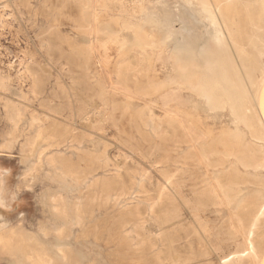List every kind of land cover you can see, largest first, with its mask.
<instances>
[{
	"label": "rangeland",
	"instance_id": "1",
	"mask_svg": "<svg viewBox=\"0 0 264 264\" xmlns=\"http://www.w3.org/2000/svg\"><path fill=\"white\" fill-rule=\"evenodd\" d=\"M217 1L214 23L203 0H0L5 228L52 264H264V25L239 24L264 0Z\"/></svg>",
	"mask_w": 264,
	"mask_h": 264
},
{
	"label": "bare ground",
	"instance_id": "2",
	"mask_svg": "<svg viewBox=\"0 0 264 264\" xmlns=\"http://www.w3.org/2000/svg\"><path fill=\"white\" fill-rule=\"evenodd\" d=\"M207 1V0H206ZM205 0H203V10H204V12H205V14L208 16V18H211V20L210 21H212V22H214L215 23V19L214 20H212V17H211V15H212V9H210V5L211 6H213L214 5V8H215V12L217 13V12H219V13H222L221 12V10L223 9V8H221V7H224V8H226L227 6H223V5H226V3L225 4H219L220 2H218L217 0H211V2L210 3H208V2H206ZM228 1V0H227ZM230 1V0H229ZM228 1V2H229ZM234 1V0H233ZM233 1H231V2H229L228 4H233L232 2ZM259 1V0H258ZM262 1V0H261ZM261 1H259V2H261ZM222 2H226V0H224V1H221V3ZM200 3V2H199ZM201 4V3H200ZM260 5V4H259ZM230 6V5H229ZM233 7L231 6V10H233L232 9ZM246 7H244L243 8V10H241L240 12H242V20L243 21H241L239 24H241V28L247 33V39H248V41L249 40H251V36H250V34H249V32H251L250 30L251 29H253V28H255V27H257L258 28V26H260V25H264V5H262V6H260L259 7V9L257 10V11H255V12H253V13H249V12H247V10L245 9ZM202 10V11H203ZM228 11V10H227ZM225 13V12H224ZM218 14V13H217ZM219 15V14H218ZM223 15V14H222ZM222 15H220V16H222ZM227 15V14H226ZM225 16V15H224ZM224 16H222V18L224 17ZM214 17V16H213ZM226 17V16H225ZM229 18V17H228ZM228 18H227V20H228ZM227 20H224V19H222L221 20V26H222V29L223 28H225L227 31H228V29H227V27H228V25L230 24V22H228L227 23ZM232 24V23H231ZM231 26V25H230ZM254 26V27H253ZM231 27H233V26H231ZM240 27V26H239ZM262 27V26H261ZM230 28V27H229ZM241 28H239L240 30H242ZM224 30V29H223ZM232 30V29H231ZM217 31V30H216ZM218 33H219V31H217ZM217 32H216V34H217ZM221 32V31H220ZM229 32H231V31H229ZM140 33V32H139ZM227 33V32H226ZM225 33V35H227ZM233 33V32H232ZM215 34V35H216ZM234 34H236V32L234 33ZM252 34V33H251ZM221 35H223L222 34V32H221ZM232 36V35H231ZM230 36V37H231ZM245 36V35H244ZM141 37V36H140ZM228 37H229V35H228ZM230 37H229V39H230ZM236 37H237V34H236ZM242 37V36H241ZM145 38V37H144ZM144 38H142V40L144 39ZM216 38V40H215V42H214V44L212 43L211 45H210V47H206V48H204V49H202V53H203V55H204V57H205V59L210 63L209 64V66H210V69L212 70V71H214V72H216V73H218V75L220 76V77H222V83H224L225 85L224 86H222V87H224L227 91H229V92H233V93H235V95L236 96H234V98H236L238 101H239V103H238V106H237V108L238 109H240V111H239V115L241 116H247V115H250L251 113H252V111H253V109H252V111H251V109H250V107H247V104H245V102H247V96H246V90H244L245 88L243 87V86H241V83H240V81H238V79H237V75L235 76V74L234 75H232L231 74V71H230V67H229V65H228V63H227V60H228V58H224L223 57V59L222 60H220L219 61V59H218V57L215 55L216 54V52L218 51V50H220V51H222V52H224V51H226L227 50V48H226V46H228V45H226V39L225 38H227V36L224 38L223 36L222 37H220V35H218V37L216 36L215 37ZM238 38H239V36H238ZM231 39H233V38H231ZM231 39L230 40H228V41H231ZM137 40H139V39H137ZM140 41V40H139ZM257 41V40H256ZM141 42V41H140ZM146 42V41H145ZM162 42V41H161ZM234 42H235V40H234ZM147 43V42H146ZM228 44H230V42L228 43ZM147 45V44H146ZM231 45V44H230ZM233 45V44H232ZM239 45V48H241V45H240V43L238 44ZM234 47L236 46V45H233ZM233 49V48H232ZM235 50H236V47H235ZM240 50V49H239ZM214 51H216V52H214ZM229 52V51H228ZM218 53V52H217ZM261 54V53H260ZM202 55V56H203ZM222 56H224L223 54H222ZM243 56V55H242ZM246 56V55H245ZM227 57H229V56H227ZM260 57L262 58V60H263V71H264V53H262L261 55H260ZM231 58V57H230ZM229 58V59H230ZM181 59V58H180ZM232 59V58H231ZM232 61H233V59H232ZM230 62V61H229ZM227 63V64H226ZM176 64V63H175ZM233 64V63H232ZM232 64L230 63V65L232 66ZM235 64V63H234ZM239 64V63H238ZM237 68V67H236ZM232 69H234L233 67H232ZM208 71V70H207ZM235 70H233V72H234ZM235 73V72H234ZM188 74H189V72H188ZM176 75V74H175ZM194 75H196V74H194ZM200 75V74H199ZM189 76V75H188ZM194 77V76H193ZM206 77V76H205ZM211 77V76H210ZM216 77V76H215ZM179 78H180V76H179ZM199 78V77H198ZM201 80V79H200ZM206 80V79H205ZM212 81V80H211ZM220 81H221V78H220ZM180 84H181V82H179ZM198 83V82H197ZM208 83V82H207ZM221 83V82H220ZM219 83V84H220ZM189 84H191V85H193V82L191 81ZM199 84V83H198ZM197 84V85H198ZM184 85V84H183ZM196 85V84H195ZM188 86V85H187ZM199 86H200V88L202 89V91L204 92V94L205 95H208V94H211V91H210V93H209V91H208V89H207V87L206 86H204V84H202V83H200L199 84ZM214 86V85H213ZM196 87V86H195ZM209 87V86H208ZM221 87V88H222ZM217 88V87H216ZM198 89V88H197ZM215 90V89H214ZM213 91V90H212ZM225 91V90H224ZM215 99V98H214ZM231 99V98H230ZM249 101V100H248ZM237 103V102H236ZM261 106L264 108V104L263 103H261ZM262 108V109H263ZM234 109V108H233ZM238 109H237V112H238ZM254 112V111H253ZM263 112V111H262ZM235 115V114H234ZM255 115V114H254ZM261 115H262V113H261ZM241 116V117H242ZM251 116H253V115H251ZM264 116V115H263ZM237 117H238V115H237ZM258 117V116H257ZM262 117V116H261ZM249 118V117H248ZM248 118H246L245 117V120L247 121L248 120ZM240 119V118H239ZM244 118H242V119H240V120H243ZM252 119V118H251ZM254 119V118H253ZM263 119V118H262ZM237 120V119H236ZM257 120V119H256ZM244 121V120H243ZM252 121V120H251ZM251 121H249V122H251ZM254 121V120H253ZM260 121V120H259ZM239 122H242V121H239ZM256 122V121H255ZM254 122V123H255ZM257 122H258V120H257ZM262 122H264L263 120H262ZM245 123V122H244ZM250 124V123H249ZM252 124V123H251ZM256 124V123H255ZM247 125V124H246ZM258 125H259V123H258ZM251 126V125H250ZM257 126V125H256ZM261 126V125H260ZM252 129V131H253V128H251ZM255 129V128H254ZM257 129V128H256ZM255 129V130H256ZM249 130V129H248ZM254 130V131H255ZM260 130V129H259ZM257 131V130H256ZM263 131V130H262ZM250 132V131H249ZM260 132V131H259ZM252 133V134H251ZM250 134H251V136L254 134L253 132H251ZM258 133V132H257ZM261 133V132H260ZM195 134V133H194ZM254 135H256V134H254ZM254 135L252 136V137H254ZM263 135V134H262ZM257 137V136H256ZM258 138V137H257ZM261 138V137H260ZM257 152V151H256ZM200 153V152H199ZM243 156V155H242ZM249 156V155H248ZM251 158H253V157H251ZM241 159V158H240ZM208 160V159H207ZM260 160V159H259ZM258 160V161H259ZM262 160V159H261ZM261 160H260V164H261ZM242 161V160H241ZM250 161V160H249ZM257 161V160H256ZM257 161V162H258ZM263 162V161H262ZM219 163V162H218ZM256 163V162H255ZM264 163V162H263ZM248 164H251V163H248ZM252 164H253V162H252ZM257 164V163H256ZM262 165V164H261ZM260 165V166H261ZM212 166V165H211ZM246 166V165H245ZM253 166H255V165H250V167H253ZM258 166V165H257ZM63 172V171H62ZM229 172V171H228ZM221 176H223L224 177V175H221ZM220 176V177H221ZM219 178V177H218ZM222 178V177H221ZM227 177H225V178H223V179H226ZM222 179V180H223ZM226 180H224V182H225ZM218 182H221V181H218ZM217 182V183H218ZM223 182V181H222ZM216 183V184H217ZM222 184V183H221ZM227 184V183H226ZM220 186V185H219ZM218 186V187H219ZM223 186H224V184H223ZM225 187V186H224ZM225 188H227V187H225ZM218 189V188H217ZM224 189V188H223ZM230 191V190H229ZM223 192V191H222ZM224 192H225V190H224ZM223 192V193H224ZM226 193V192H225ZM220 194H222V193H220ZM228 194V193H227ZM233 194V193H232ZM234 195V194H233ZM226 197H227V195H225ZM217 197V200H218V196H216ZM225 197V198H226ZM229 198L231 197V196H228ZM234 197V196H233ZM232 197V198H233ZM227 199V198H226ZM223 200H224V197H223ZM226 201V200H225ZM218 202H220V200L218 201ZM227 202V201H226ZM229 202V201H228ZM222 203V202H221ZM222 205V204H221ZM264 207V206H263ZM262 207V208H263ZM56 209V208H55ZM61 210V212L62 213H64V209H63V207L60 209ZM80 219V218H79ZM6 221L4 220V219H0V248H2L3 250H11V249H16V251L22 256V260L24 261V262H26V264H52V262H51V260L46 256V254H45V252L43 251V250H41L40 248L38 249L37 247H35V240L33 239V237H30V236H26V235H24L23 233H21V232H19V231H17L16 229H14L13 227H7V228H5L6 226ZM242 233V232H241ZM246 239V238H245ZM248 239V238H247ZM248 245V244H247ZM250 248V247H249ZM250 250V249H249ZM252 255V254H251Z\"/></svg>",
	"mask_w": 264,
	"mask_h": 264
},
{
	"label": "crops",
	"instance_id": "3",
	"mask_svg": "<svg viewBox=\"0 0 264 264\" xmlns=\"http://www.w3.org/2000/svg\"><path fill=\"white\" fill-rule=\"evenodd\" d=\"M263 112H264V110H263Z\"/></svg>",
	"mask_w": 264,
	"mask_h": 264
}]
</instances>
